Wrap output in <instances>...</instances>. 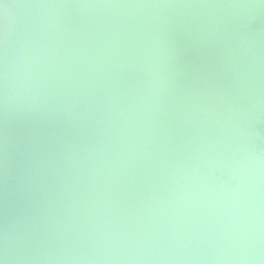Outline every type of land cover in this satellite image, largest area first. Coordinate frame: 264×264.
<instances>
[{"label":"water","instance_id":"95a60500","mask_svg":"<svg viewBox=\"0 0 264 264\" xmlns=\"http://www.w3.org/2000/svg\"><path fill=\"white\" fill-rule=\"evenodd\" d=\"M4 264H264V0H0Z\"/></svg>","mask_w":264,"mask_h":264},{"label":"clouds","instance_id":"9594fccd","mask_svg":"<svg viewBox=\"0 0 264 264\" xmlns=\"http://www.w3.org/2000/svg\"><path fill=\"white\" fill-rule=\"evenodd\" d=\"M0 264H4L3 260H0Z\"/></svg>","mask_w":264,"mask_h":264}]
</instances>
